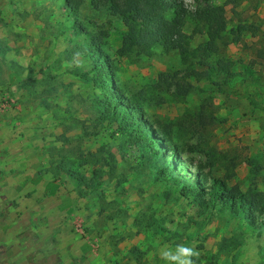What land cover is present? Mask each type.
Wrapping results in <instances>:
<instances>
[{"label":"rangeland","instance_id":"rangeland-1","mask_svg":"<svg viewBox=\"0 0 264 264\" xmlns=\"http://www.w3.org/2000/svg\"><path fill=\"white\" fill-rule=\"evenodd\" d=\"M89 1L75 19L87 34L111 20L103 49L116 64L119 90L141 104L149 131L175 145L162 165L200 188L205 176L244 193L264 191V0L224 7L216 45L233 64L226 80L192 77L175 51L117 56L123 24ZM182 1L191 10L221 4ZM240 24L246 27L237 32ZM202 41L190 39L192 46ZM81 42L62 0H0V264H165L159 249L176 244L195 245L194 264H264L263 235L175 189L165 195L137 148L120 149L110 129L82 136L99 90L74 74L90 67L74 52ZM99 146L114 154L116 168L110 178L103 168L101 188L92 190L89 153Z\"/></svg>","mask_w":264,"mask_h":264},{"label":"trees","instance_id":"trees-1","mask_svg":"<svg viewBox=\"0 0 264 264\" xmlns=\"http://www.w3.org/2000/svg\"><path fill=\"white\" fill-rule=\"evenodd\" d=\"M238 1L221 0V4H205L192 10L182 0H90L89 4L93 10H105L123 24L121 43L115 50L117 56L127 57L132 52L151 56L154 48L163 52L175 51L180 62L189 66L188 73L192 77L210 80L215 76L226 80L232 76L233 64L231 59L221 54L216 40L220 39V33L226 26L224 7ZM81 3L82 0H62L65 17L71 19L74 34L82 39L81 44L74 45V52L78 50L76 54L90 63L87 71L74 74L99 90L90 97L91 112L81 124L82 136L96 135L101 128L110 129L119 139L120 149L131 145L137 148V160L154 170V179L166 188L165 195L175 189L178 196L198 207L224 210L240 220L252 234L264 237V191L244 193L236 185L228 186L221 179L211 177L206 183L205 176L202 177L204 187L200 188L175 174L170 163L162 165L166 155L174 156L175 145L169 139H159L157 131H149L141 104L119 90L116 64L103 49V41L112 27L111 20L99 22L96 33L87 34L82 22L75 19ZM186 23L192 24L190 33L184 31ZM245 27L240 24L236 30L239 32ZM194 35H202L203 41L192 46L190 39ZM234 40L238 39L235 37ZM180 88L184 92V87ZM89 154L96 162V168L92 169L93 190L101 188L103 168L106 167L110 178L116 165L114 154L102 146ZM65 172L78 184L84 182V177L78 173ZM204 193L206 197H202ZM260 246L264 254V238Z\"/></svg>","mask_w":264,"mask_h":264},{"label":"clouds","instance_id":"clouds-1","mask_svg":"<svg viewBox=\"0 0 264 264\" xmlns=\"http://www.w3.org/2000/svg\"><path fill=\"white\" fill-rule=\"evenodd\" d=\"M158 254L165 264H194L193 258L200 256L195 245L188 244H176L175 247L164 245Z\"/></svg>","mask_w":264,"mask_h":264}]
</instances>
